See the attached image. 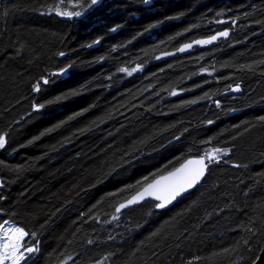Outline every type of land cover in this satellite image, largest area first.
I'll use <instances>...</instances> for the list:
<instances>
[{
    "label": "trees",
    "instance_id": "16d2710c",
    "mask_svg": "<svg viewBox=\"0 0 264 264\" xmlns=\"http://www.w3.org/2000/svg\"><path fill=\"white\" fill-rule=\"evenodd\" d=\"M90 1L0 0V223L38 249L24 264H252L264 245V0ZM225 26L232 45L156 60ZM231 87L241 93L224 96ZM193 155L209 162L193 190L163 210L148 199L115 212Z\"/></svg>",
    "mask_w": 264,
    "mask_h": 264
},
{
    "label": "snow or ice",
    "instance_id": "6c2138e0",
    "mask_svg": "<svg viewBox=\"0 0 264 264\" xmlns=\"http://www.w3.org/2000/svg\"><path fill=\"white\" fill-rule=\"evenodd\" d=\"M92 3H96V0H92ZM77 15H79V13H77ZM227 34V32L220 33L221 36H226ZM215 39L216 37H212V40ZM198 43H211V40ZM186 47H190V45ZM183 50L184 49H181V51ZM45 83H47V81H45ZM38 87L39 86H37V90ZM40 107H42V105ZM4 143V137L0 136V148L4 146ZM214 152H220V150L216 149ZM224 154L227 153L225 152ZM208 159L212 160L213 155L209 154ZM206 167L207 165L204 162V157L196 160H189L186 164L181 165V167L176 169L174 172H169L167 176L161 177L160 180L147 185L143 192L138 193V196L143 198L145 193L148 195L155 194V198L157 200H164L170 203L171 200L179 195L181 191L185 190L186 187H191L194 183H196L203 175ZM135 202L136 197L128 203L132 204ZM164 206V203L157 205V207L161 208ZM120 207L123 208L126 207V205H121ZM117 211H119V209H117ZM0 228H3V225H0ZM26 235L28 234L22 228H8L5 230L4 243L0 244V264H4V261L8 259L12 260V264H19V261L24 259L23 253L20 252V248L22 247L21 241ZM25 251L31 253L33 251H38V249L27 247L25 248Z\"/></svg>",
    "mask_w": 264,
    "mask_h": 264
},
{
    "label": "water",
    "instance_id": "95a60500",
    "mask_svg": "<svg viewBox=\"0 0 264 264\" xmlns=\"http://www.w3.org/2000/svg\"><path fill=\"white\" fill-rule=\"evenodd\" d=\"M150 4V1L149 0H146L144 2V5H149ZM223 32H227V31H221V32H217L215 35L211 36V37H207V38H197L191 42H185L183 44H181L177 49L175 50H172V51H165V52H161V53H158L156 55V60L157 61H163V60H166L172 56H174L175 54H185L187 52H189L193 47L195 46H204V45H211V44H214L216 43L217 39L218 38H221V37H224V36H221L220 33H223ZM212 37H216L215 40H212ZM208 40H211V43H198V42H202V41H208ZM190 47H186V46H189ZM181 49H184L183 51H181ZM228 93H234V94H239L241 93L240 91V88L239 87H234L232 88L231 90L227 91V94ZM201 157H204L203 155H193V156H189L187 157L184 161H182L178 166H176L175 168H173L172 170L166 172V173H163L161 175H158L156 177H154L151 181H149L148 183H146L145 185H143L140 189H138L137 191H135L133 194H131L128 198L120 201L116 207H115V212L116 213H119L121 211H124L126 209H129L141 202H144L148 199H151L153 201L156 202L155 204V209L156 210H163V209H166L168 208L169 206H171L175 201H177L178 199H180L183 195L187 194L188 192H190L191 190H193L202 180L203 178L205 177L206 173H207V168L209 167V162L206 161L205 157H204V162L205 164L207 165V167L204 169V173L203 175L199 178V180L194 183L191 187H186L185 190L181 191L179 195H177L174 199L171 200V202H166L164 200H157L155 198V194L153 195H148L147 193H145V195L143 196V198H140L138 196V193H141L144 191V189L147 187V185L149 184H152L154 183L155 181L157 180H160L161 177H165L168 175L169 172H174L176 169L180 168L181 165L183 164H186L187 161L189 160H196V159H199ZM166 183V182H165ZM2 186L1 182H0V187ZM134 197H136V202L135 203H132V204H129L128 202L130 200H132ZM161 203H164L165 206L164 207H157V205L161 204ZM121 205H126V207H123L121 208L120 206ZM117 209H119V211H117ZM1 214V212H0ZM252 264H264V245L262 246L261 250L259 251L258 253V256L257 258L255 259V261L252 263Z\"/></svg>",
    "mask_w": 264,
    "mask_h": 264
},
{
    "label": "flooded vegetation",
    "instance_id": "af4514ba",
    "mask_svg": "<svg viewBox=\"0 0 264 264\" xmlns=\"http://www.w3.org/2000/svg\"><path fill=\"white\" fill-rule=\"evenodd\" d=\"M225 21V23H228V20H224ZM221 31H227V35L226 36H224V37H221V38H219V39H217V41H216V43H214V44H211V45H204V46H195V47H193L189 52H191L194 48H196V47H200V48H206V47H211V46H216V45H227V44H229V45H232L233 43L232 42H230V41H228L227 39L229 38V36H230V32L232 31V29H229L228 27H223V28H221V29H210V31H209V34L208 35H204V36H201V37H207V36H211L212 34H215V33H217V32H221ZM201 37H198V38H201ZM197 39V38H196ZM194 40V39H193ZM192 40V41H193ZM188 42H191V41H188ZM189 52H187V53H189ZM186 54V53H185ZM198 74H204V75H206L207 76V78L208 79H211V78H214V76L216 77V70H215V68L214 67H207V66H203L202 68H200L199 70H198ZM232 88H234V87H231V89ZM231 89H229V90H231ZM229 90H227V91H229ZM227 91L224 93V96H230V95H238V94H234V93H228L227 94ZM175 93H180V92H182V91H180V90H175L174 91ZM240 94V93H239ZM230 99H232V98H230ZM229 99V100H230ZM219 102V101H218ZM1 182V181H0ZM1 188V187H0ZM3 221H5V220H3ZM7 221H9V222H12V221H10V220H7ZM3 223V222H2ZM13 223V222H12ZM1 224V223H0ZM36 249V248H35ZM35 254H36V251H34L32 254H30V255H32L31 257H33V256H35ZM31 257H29V259L31 258Z\"/></svg>",
    "mask_w": 264,
    "mask_h": 264
},
{
    "label": "rangeland",
    "instance_id": "374dc122",
    "mask_svg": "<svg viewBox=\"0 0 264 264\" xmlns=\"http://www.w3.org/2000/svg\"><path fill=\"white\" fill-rule=\"evenodd\" d=\"M98 1L99 0H96V3ZM91 4L93 5L95 3H92V0H91L90 1V5ZM57 13H59L63 17H72L75 14L77 15V13H72V12H69V11H61V10H58ZM78 13H79V15L81 14L80 12H78ZM209 154H212L213 158H214V157H218L220 154H222V151L214 152V150H210L209 152H207V156H206L207 159H208V155ZM0 225H3V228H0V244L4 243V232H5L6 229H8V228H20V227H17L16 225H14L13 223H10L9 221H3V223H1ZM20 252H22L23 256H24V259L19 261V264H22L23 262H25V260H27L29 257L32 256L30 254H32L34 251L31 252V253H28L27 251H25V248H20ZM4 264H12V260L11 259L5 260Z\"/></svg>",
    "mask_w": 264,
    "mask_h": 264
},
{
    "label": "bare ground",
    "instance_id": "6f19581e",
    "mask_svg": "<svg viewBox=\"0 0 264 264\" xmlns=\"http://www.w3.org/2000/svg\"><path fill=\"white\" fill-rule=\"evenodd\" d=\"M216 34V33H215ZM215 34H212L211 36L215 35ZM211 36H207V37H211ZM207 37H201V38H207ZM219 39V38H218ZM195 40V39H194ZM192 41V40H191ZM188 42V41H187ZM178 48V47H177Z\"/></svg>",
    "mask_w": 264,
    "mask_h": 264
}]
</instances>
